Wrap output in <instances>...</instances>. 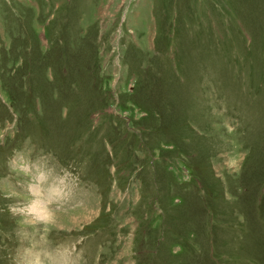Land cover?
Returning <instances> with one entry per match:
<instances>
[{
    "label": "rangeland",
    "instance_id": "rangeland-1",
    "mask_svg": "<svg viewBox=\"0 0 264 264\" xmlns=\"http://www.w3.org/2000/svg\"><path fill=\"white\" fill-rule=\"evenodd\" d=\"M36 262L264 264V0H0V264Z\"/></svg>",
    "mask_w": 264,
    "mask_h": 264
},
{
    "label": "bare ground",
    "instance_id": "bare-ground-1",
    "mask_svg": "<svg viewBox=\"0 0 264 264\" xmlns=\"http://www.w3.org/2000/svg\"><path fill=\"white\" fill-rule=\"evenodd\" d=\"M39 210H40V208H39ZM45 210V209H44ZM33 211H34V214H36V215H38V214H40V215H42L41 214V212H44L43 210H40V212L38 211V208H36V207H34L33 208ZM45 214V213H44ZM44 214L42 215V218H44ZM43 262V261H42ZM36 264H40L39 262H36Z\"/></svg>",
    "mask_w": 264,
    "mask_h": 264
}]
</instances>
